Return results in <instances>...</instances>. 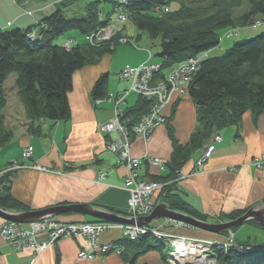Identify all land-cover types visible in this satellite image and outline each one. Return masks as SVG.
<instances>
[{
	"label": "crops",
	"instance_id": "crops-1",
	"mask_svg": "<svg viewBox=\"0 0 264 264\" xmlns=\"http://www.w3.org/2000/svg\"><path fill=\"white\" fill-rule=\"evenodd\" d=\"M22 4L18 5L15 0H0V31L15 27L26 30L56 10L52 1L47 0H25V5ZM112 9L114 8L110 11ZM26 11L33 14H27ZM102 11L110 13L105 8ZM63 37V44L69 39L77 40L71 34ZM136 38L138 45L141 43V38ZM85 41L83 37V41L79 42L83 44ZM137 47L125 48L138 54L139 60L134 63L128 58L129 60H125L121 66L112 69L117 47L112 54L103 55L97 59V62L76 71L71 81L72 89L67 96L70 119L62 120L57 124L44 121L40 124L39 134H32L27 128L20 94L11 89L14 93L15 105L10 103V95L6 94L8 100L5 108L9 109L12 105L13 110L18 114L15 115L19 117L22 114L24 118L18 123L15 117L16 120L13 119L15 123L7 127L12 129L13 135L7 144L0 147V169L10 161L21 162L23 151L29 148L34 163L55 171L42 173L33 169H22L11 174L9 193L25 206L27 210L23 212L76 204L89 205L104 211L125 213L128 211L130 198L129 192L124 187L127 168L118 157L107 150L105 145L109 138L102 135L99 130V125L112 117L113 107L94 106L90 92L95 81L102 74H107L106 92L112 96L119 93L123 88L119 84L123 81L116 79L115 89L109 91L111 77L113 75L116 77L124 68L134 69L147 61L148 46ZM13 82L14 79L12 86ZM132 96H129L122 105L123 111L136 105L138 96ZM179 100L173 117L158 126L148 140L138 136L133 138L131 154L135 158L152 157L168 161L172 150L169 128L174 132L179 144L188 143L197 126L196 110L187 94L181 96ZM171 104L165 110L167 117L171 113ZM16 105L20 107L19 110ZM21 109L22 113H20ZM241 119L237 128L226 127L219 131L217 133L219 140L214 141L213 134L202 149L192 153L180 171L183 177L176 183L178 196L187 203L192 212L207 216L206 222L213 223V220L220 219V214L258 207V204L264 200V166L261 169H255L253 166L256 158L264 157V113L254 119L247 112ZM212 144L213 153L200 166L198 162L205 149ZM82 166L84 168H80ZM161 170L155 165L146 166L145 171L138 172V181H153V177L164 174V170ZM100 172L105 174L102 180L97 178ZM6 212L23 213L20 210ZM61 216L64 221L77 222L86 219L79 214ZM163 223H165L164 218L154 220L150 224L160 226ZM176 233L192 238H213V235L206 231L205 234L197 228H186ZM99 240L102 245L122 247L119 249L120 254H96L92 260L85 261L78 258V252L86 248L85 243L79 238L58 240L53 248H47L43 252H34L31 249L15 251L0 239V264H130L132 257L141 252L135 244L130 245L128 241H124L125 237L118 229L102 233ZM157 253L150 251L142 254L136 258L135 264H160L158 259L160 256Z\"/></svg>",
	"mask_w": 264,
	"mask_h": 264
},
{
	"label": "trees",
	"instance_id": "trees-1",
	"mask_svg": "<svg viewBox=\"0 0 264 264\" xmlns=\"http://www.w3.org/2000/svg\"><path fill=\"white\" fill-rule=\"evenodd\" d=\"M15 1L23 3L25 0ZM75 1L62 0L53 13L31 28L22 30L15 27L0 31V147L7 144L13 135L12 129L5 127L3 115L7 105L4 84L8 77L14 76L13 86L22 98L29 132L39 134L40 124L44 121L57 123L70 119L67 96L76 71L114 51L109 44L89 46L83 43L69 49L64 44H56L60 36L71 30L86 37L105 27L110 20L111 11H99L96 3L85 7L83 17L66 19L60 8ZM164 9L168 11L163 12ZM124 11L135 27L145 32L150 40H158L159 52L156 56L161 70L155 80L163 78L170 67L218 48L220 30L232 28L236 35L235 29L250 26L254 29L253 37L235 40L219 55L200 57L199 69L192 75L187 88V95L196 110L197 126L185 145L179 144L174 132L168 129L172 143L170 159L163 164L164 174L153 177V181L162 185L154 197L156 205L163 203L171 211L205 222L207 216L192 212L178 196L176 183L181 180L179 173L192 153L202 149L213 134L226 127L237 128L247 112L254 119L264 113V27L256 32L257 27L253 26L256 21L264 19V0H127ZM107 79V74H102L95 81L90 92L92 102L107 95ZM179 98L171 104V113L166 121L175 114ZM150 105V100L138 96L134 107L122 111L120 120L130 133ZM11 174L0 177V208L26 211L25 206L9 193ZM258 206L264 207V200ZM250 208L220 214L218 221H235ZM109 211L127 215V212ZM86 219L94 221L89 217ZM248 223L259 226L252 219ZM128 242L141 250L132 257L130 264H135L138 256L150 251L159 252L164 261L167 252L164 241L142 236ZM236 245L226 252L217 251L219 264H264V245L250 242H237ZM249 247L254 249L248 250Z\"/></svg>",
	"mask_w": 264,
	"mask_h": 264
},
{
	"label": "built area",
	"instance_id": "built-area-1",
	"mask_svg": "<svg viewBox=\"0 0 264 264\" xmlns=\"http://www.w3.org/2000/svg\"><path fill=\"white\" fill-rule=\"evenodd\" d=\"M262 25L263 22H257L255 24L257 28ZM99 31H101V29L94 33H90L89 36L85 37V40L92 42L94 37L99 34ZM97 40L98 43L101 41L100 38ZM68 45L69 44H66V47ZM198 62L194 59H190L183 64L177 65L171 69L172 71L167 77L164 76L163 80H158L153 87L151 85L154 83V77L160 71V64H157L156 66L153 64L145 66L140 65L134 69L128 68L123 76H121V74L119 75V79L122 81H132L130 83V88L124 91V96L136 93L143 97L151 98L154 101L150 105L147 114L141 117L137 122V126L135 127V132H137V134L146 137L147 134H150L151 129L165 123V110L174 101L173 99L175 96L177 98L187 94V88L192 79V74H194L195 71H198ZM115 113V119L112 118L103 123L102 127L103 130L114 132L115 135H117L115 140V142H117H113L109 147L113 153L118 154L121 159L126 161L128 175L125 180V186L129 188V219L137 220L138 218L148 216V214L151 213L153 209V194L160 189L161 186L151 182L145 183L143 181H138L136 170L140 167L139 161L130 156L128 149V147L130 148L129 136L124 126L119 122L120 119L117 111ZM216 140H219L218 136L214 137V141ZM25 149L26 151L23 154L24 160L31 156V149ZM213 149V144L207 147L205 151L206 153L198 162L199 165L202 161L210 157L213 153ZM151 163L159 166L162 165L164 161L162 159H153L151 160ZM253 166L255 169H261L264 166V158H256L253 162ZM8 170L11 171V168H8ZM179 175L182 179L183 175L181 173H179ZM174 225L177 229H182L186 226L185 224L183 225L178 222H174ZM110 228L122 229L124 232L123 234L128 236L127 239L129 241L136 240L147 234H150L151 236L153 235L157 240L164 241L167 250L164 260L167 264H217L216 248L224 252L231 248V246H218L215 245V242L208 241V243L188 236L183 237L179 234L170 235L165 232V229L162 232L153 227L152 231H148L143 225L138 226L137 224H134L124 226L111 223L107 224L105 222L87 224L82 221H67L66 223H62L57 218L51 216H45L44 218L26 224L10 223L2 220L0 222V238L15 251L31 249L34 252H42L46 250L49 243L54 244L60 239L79 238L85 243L86 248L80 250L78 256L81 260L89 261L92 260L96 254L106 255L113 250L114 247H112V245H102L99 242L100 234L108 231ZM117 254H119V252H117Z\"/></svg>",
	"mask_w": 264,
	"mask_h": 264
},
{
	"label": "rangeland",
	"instance_id": "rangeland-1",
	"mask_svg": "<svg viewBox=\"0 0 264 264\" xmlns=\"http://www.w3.org/2000/svg\"><path fill=\"white\" fill-rule=\"evenodd\" d=\"M44 1H46V0H44ZM47 1H52V4L55 7H57L59 4L62 3V0H47ZM126 2H127V0H77L74 3H72L70 5H67L66 7H61L60 9L63 10L64 16H65L66 19H73V18L79 19V18H81V17L84 16L85 10H86L85 7H87L90 3H96L99 11L101 9H103V8H105L106 11H110L111 8H114V9H112L113 11H111L112 13H111V17H109L110 18L109 22L106 23L108 26H111V27H107V25H106L107 28L106 27H100L101 31H99V34L94 37V39H93L94 41L93 40H92V42H89V40H86L85 41V43H87L89 46H95V45L100 46L101 44H109L110 45V49L111 50L113 49L114 51L118 47L117 50H116V52H115L116 55L114 56L113 68L112 69H114L115 67L117 68V67L121 66L123 64V62H125V60L132 59V62L133 63L136 62L137 60H139L138 59V54H134L131 51H129L128 49H125L126 47H128V48H131V47L132 48H138L137 47L138 45H139V48H141V46H143V45L148 46L147 47V61L144 64H142L143 66H145V65H152V64L156 66L157 64H160V60L156 56V54L159 52L158 40H154V41L150 40L149 37H147V35H146L145 32H141L137 27H135V25L133 24V22L130 21L127 13L124 11V4ZM20 4L21 3H18V5H20ZM23 4H24V2H23ZM240 12L241 11H239L237 14L239 15ZM26 13L27 14H33L32 12H28V11H26ZM257 22H263V25L260 28H257L256 29L257 30L256 32L261 31V29H263V27H264V19H262V20L260 19L259 21H256V23ZM253 26L256 27L255 25H253ZM231 30H232V28L231 29H222V30L219 31V34H221V40H220V43H219V47L218 48H214L212 50H208L207 52H204V53H199L197 55V57L189 58L187 60L194 59L196 62H198V60H199V62H198V69H199L200 57L203 56L205 58V57H209L208 55H211V56L219 55V53L221 52V50L230 48V46L233 45L232 43L235 40H240V38H250V37H253L255 35V34H253L254 33V29H253L252 26L247 27V28L235 29L236 35L232 34L233 33L232 32L233 30L232 31ZM69 34L74 35V37L77 40H75V39H69V40H67V42L64 43V47H66V44H69L66 47V49H69L71 46H73L75 44H80V42H79L80 40L83 41V36L80 35V33H78L77 31L71 30V31L67 32L65 35H69ZM63 36H60L58 38V40L56 41V44L57 45L62 43V40L64 38ZM136 37L141 38V43H139L138 45H137V40H136L137 38ZM99 38H100L101 41L98 43V40L97 39H99ZM132 54H134V55H132ZM105 55H109V54H105ZM174 67H176V66L170 67L166 71L165 77H167V75L169 73H171V71H172L171 69L174 68ZM127 69L128 68H124L123 71H121V72L118 71L119 73H117L116 77H115V75H113V77H111V79L109 81L110 82L109 83V87H108L109 88V91H113L115 89L116 83H117L116 79L117 80H120L119 79V75L121 74V76H123L124 73H125V71H127ZM160 70H161V64H160ZM195 73H196V71H195ZM194 74H192V75H194ZM163 78H157L156 80L153 79L154 80V83L151 86L153 87L158 80H163ZM13 79H14V76L13 75H11L10 77H8L7 78V81L4 84V86H5V95L6 94L10 95L9 96L10 103L12 102L15 105L16 102H15V99L13 97V94L14 93L11 92V89H13L16 93H17V90H16L15 86H12V84H11ZM120 81H122V80H120ZM131 82L132 81H130V80H124L122 82V84H119V85H122L123 88L121 89V91L119 93H117L114 96H112L109 93H107V95L103 96V98H96L95 100H93L94 102L99 103V106L100 105H104V106L111 105L113 107V109H112V114H113L112 117L109 118V119H107V120H105V122L109 121L112 118L115 119V117H116V113L115 112L116 111L118 113L119 119L121 118V115L123 114L122 113L123 110L121 109L122 108V105L125 104L126 100L129 99V96H131V95H133L132 97H134L135 95L141 96V95H138L136 93L135 94H130L129 96H124L125 95L124 94V91L126 89H129L130 88V86H131L130 83ZM141 97H143V96H141ZM143 98H145V99L147 98L148 100H150L151 101V104L154 102L153 99H151V98H148V97H143ZM175 98H176V96H175ZM175 98L173 100H175ZM92 104H93V102H92ZM19 108L20 107H18L17 110H19ZM22 111L23 110L21 109L20 110V113H22ZM16 112L17 111H14L13 110V106L12 105L9 106V109H6L3 112L4 118H5V127H9V124L12 125V123H15L13 121V119H15V117L17 118V120H18L17 122L18 123L19 122H22V120H23L24 117H22V114L19 115V117H17L18 114ZM15 113L17 115H15ZM146 114H144V115H146ZM144 115H142L141 117H143ZM24 116H25V112H24ZM141 117H140V119H141ZM105 122H103V123H105ZM119 122H120V124H122V126H124V128H125L128 136H129V145H130V148L128 147V149H129L130 156L132 158H134V159H136V160L139 161V166L140 167H139L138 170H136L137 171V175H138V172L140 170L141 171H145L146 170V166L149 167V165H153L151 163V160L157 159V158H152V157H149V158L148 157H144V159H141V158H138L137 159V158H135L131 154V146H132L131 145V142H132L133 138H135L137 136L138 137H142L145 140H148V138L152 135V132L156 128H158V126H161L163 124L158 125L157 127H154V129H151L150 134H147V136L144 137L143 135L137 134V132H135V127L137 126V124L135 126H133L132 133H130L129 130L125 127V125L121 122V120ZM103 123H101L99 125V130L102 133V135H105L106 137L109 138V141L105 145L106 148H107V150L112 155L118 157V159L120 160V162H122L126 166V161L124 159H121L120 156H118V154L113 153L110 150V147H109V145H111L113 142H115V140L117 138V135H115L114 132H110V131H107V130H103V127H102V124ZM25 151H26V149L23 151L22 154H24ZM30 153H31V151H30ZM163 164L158 166L162 170L164 169V165ZM8 168H11V171L8 170ZM126 168H127V166H126ZM22 169H30V170L33 169V170H36V171H39V172H42V173L43 172H46V173H54L55 172V171H52V170H50V169H48V168H46L44 166H40L39 164L34 163L31 160V156L29 158H27L26 160H24L23 155H22V161L21 162H18V161H10V163H8L2 169H0V177L2 175H4V174H7V173H10L11 174V173H15V172L21 171ZM127 175H128V170H127ZM127 175H126V179H127ZM97 176H98L97 177L98 180H102V179H104L105 174L102 173V172H100V173H98ZM143 182H145V183H150V182L151 183H155V184L160 185L161 188H162V185L159 184L158 182H155V181H150V182L143 181ZM124 187L129 192V188H127L125 186V181H124ZM161 188L158 189L153 194V197H156L157 196V194L159 193V191L161 190ZM155 202L156 201H154V198H153V200H152V208L153 209L156 206ZM128 206H129V203H128ZM128 211H129V209H128ZM128 211H127V215L126 216L121 215V214L113 213V212H111L109 210L106 211V212H111V213L115 214L118 217L121 216V217H123L125 219L130 220L129 219L130 214L128 213ZM150 214H148V215H150ZM61 217H63V216H61ZM89 218L91 220H94L91 217H89ZM218 220H216V221L213 220V223H211V222H207V223H210V224L226 223V222H221V221H218ZM5 221L6 222H9L7 220H5ZM83 221L86 222L87 224L88 223H90V224H97L98 222H104V221L94 222L95 220L92 221V222H89L88 219L82 220V222ZM248 221L245 222L244 224H242L241 226H238L237 228H233V229L227 230L226 232H222V233H219V234H211L209 232H206V233H208L210 235H213L212 236L213 238H211V239L210 238L202 239V238H197V237H194L193 239L196 238L197 240H201V241H204V242H208V241L209 242H215V245H218V246L225 245L227 247H229V246L236 247L237 246L236 245L237 242H248V243L250 242L253 245H259V244L260 245H264V231L262 230V228L260 227V225L259 226L253 225V224L248 223ZM174 222L177 223L178 221H174V220L171 221L169 219L168 220L166 219L165 223H163L164 227L162 229H165L166 230L165 232H167L170 235L178 234V233H176V231H180L182 229L175 228ZM10 223H12V222H10ZM105 223H107V224H110L111 223V224L117 225V223H113V222H109V223L108 222H105ZM178 223H180V222H178ZM17 224H19V223H17ZM24 224H26V223H24ZM118 225L130 226L131 224L130 225L118 224ZM153 227L159 229V226L153 225ZM167 228L170 229V230H168ZM111 229L112 228H110L109 230H111ZM162 229H159V230H162ZM187 229H195V228H192L190 226H187ZM109 230L108 231H105V232H109ZM118 230L122 231V229H119V228H118ZM163 231L164 230H162V232ZM197 232H199V231H197ZM102 233H104V232H102ZM122 233H124V232L122 231ZM123 236L125 238H128L127 235H124L123 234ZM145 236H151V235L150 234H147ZM151 237H153V235ZM190 238H192V237H190ZM113 247L114 248H113L112 251H110V253H114V254H117V252H119V249L122 248V247H118V246H113ZM215 248H216V246H215ZM247 249L248 250L249 249H254V247H249ZM20 251H22V250H20ZM217 251H218V248H216V257H217ZM110 253H108V254H110ZM119 254H120V252H119ZM157 254L160 256V257H158V259L160 261V264H167V263H165V261H162L161 254L159 252ZM78 258H79V256H78ZM217 264H219L218 259H217Z\"/></svg>",
	"mask_w": 264,
	"mask_h": 264
},
{
	"label": "water",
	"instance_id": "water-1",
	"mask_svg": "<svg viewBox=\"0 0 264 264\" xmlns=\"http://www.w3.org/2000/svg\"><path fill=\"white\" fill-rule=\"evenodd\" d=\"M66 214H79L81 216H89L96 221H104V222H113L117 224H125V225H134L137 224L138 226L150 224L154 220L158 219H169L171 221H178L180 223L186 224L192 228H198L202 231L209 232L211 234H219L222 232H226L227 230L237 228L241 226L248 220L252 219L257 222L258 225L264 231V207L261 208H250L247 210L243 216L237 218L235 221H229L226 223H216L210 224L207 222H203L198 220L197 218L190 217L186 214L178 213L174 210L168 209L164 204L157 205L151 211V214L146 217L138 218L137 220H128L121 216H116L111 212H106L104 210H97L92 208L89 205H65V206H55L50 208H44L43 210H34L28 211L23 213H8L4 209L0 208V219L7 220L9 222H15L19 224L23 223H31L34 220H38L44 218L45 216H61Z\"/></svg>",
	"mask_w": 264,
	"mask_h": 264
},
{
	"label": "bare ground",
	"instance_id": "bare-ground-1",
	"mask_svg": "<svg viewBox=\"0 0 264 264\" xmlns=\"http://www.w3.org/2000/svg\"><path fill=\"white\" fill-rule=\"evenodd\" d=\"M168 10H166V9H164V11L163 12H167ZM112 13V12H111ZM32 15V14H31ZM109 17H111V14H110V16ZM106 27V26H105ZM107 27H108V25H107ZM99 30V29H98ZM93 105L94 106H99V103H96V102H94L93 101ZM166 118H167V116H166ZM165 123H166V119H165ZM164 123V124H165ZM215 136H218L217 134L216 135H214L213 136V140H214V137ZM219 137V136H218ZM220 139V138H219ZM207 149V148H206ZM206 149H205V151H206ZM204 151V154L206 153ZM203 154V155H204ZM264 158V157H263ZM206 160V159H205ZM204 160V161H205ZM164 161V163H166V161L165 160H163ZM204 161H202L201 163H200V166L201 165H203V163H204ZM252 208H261V206H258V207H256V206H254V207H252ZM57 217V219L60 221V222H62V223H66L67 221H64L62 218H60V216H56ZM83 217H85V216H83ZM146 217V216H145ZM165 219V218H164ZM3 219H1V221H2ZM83 220H85V218L83 219ZM82 221V220H81ZM165 221H166V219H165ZM69 222H73V221H69ZM84 222V221H83ZM13 223H15V222H13ZM86 223V222H85ZM118 225V224H117ZM143 226H145L146 227V230H148V231H152V228H153V224H145V225H143ZM187 226L188 225H186V226H184L182 229H186L187 228ZM164 227V225L162 224V225H160L159 226V229L160 228H163ZM162 230H164V229H162ZM162 230H160V231H162ZM120 231V230H119ZM101 235V234H100ZM180 235V234H179ZM183 237L185 236V235H182ZM1 239V238H0ZM71 239V238H70ZM99 239H100V236H99ZM125 239H127V238H125ZM196 239V238H195ZM61 240V239H60ZM128 240V239H127ZM2 242H4V240H1ZM129 241V240H128ZM99 242H100V240H99ZM100 244H101V242H100ZM56 245V243H49V246L47 247V248H53L54 246ZM46 248V249H47ZM45 251V250H44ZM165 261V260H164ZM165 263H166V261H165Z\"/></svg>",
	"mask_w": 264,
	"mask_h": 264
}]
</instances>
